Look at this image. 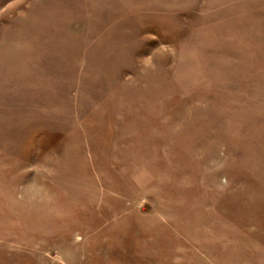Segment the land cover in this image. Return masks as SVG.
<instances>
[{
	"label": "rangeland",
	"instance_id": "rangeland-1",
	"mask_svg": "<svg viewBox=\"0 0 264 264\" xmlns=\"http://www.w3.org/2000/svg\"><path fill=\"white\" fill-rule=\"evenodd\" d=\"M0 264H264V0H0Z\"/></svg>",
	"mask_w": 264,
	"mask_h": 264
}]
</instances>
